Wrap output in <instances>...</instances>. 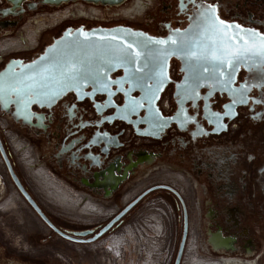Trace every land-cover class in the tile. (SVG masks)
Returning a JSON list of instances; mask_svg holds the SVG:
<instances>
[{
	"label": "flooded vegetation",
	"instance_id": "af4514ba",
	"mask_svg": "<svg viewBox=\"0 0 264 264\" xmlns=\"http://www.w3.org/2000/svg\"><path fill=\"white\" fill-rule=\"evenodd\" d=\"M207 2L217 6L220 19L264 34V0ZM72 3L75 9L50 16L45 8L51 7L41 0H25L19 8L0 0V74L37 59L70 29L125 27L167 39L175 29H188L196 14L191 0H183V6L181 0H125L117 7L83 0ZM39 13L43 17L33 18ZM79 18L90 25L64 23ZM48 33L50 39L45 38ZM206 66L207 72L199 64H184L172 56L165 72L166 85L151 103L148 91L135 90L127 96L116 85L111 86V95L87 87L79 98L77 92L69 91L52 105L33 104L27 119L24 113H17L15 104L5 107L0 103V227L17 213L13 207L17 195L49 231L34 243L51 244L59 239L89 246L101 241L97 245L116 240L118 235L109 236L157 197L154 192L163 189L172 198L168 201L172 226L177 225L172 243L177 244L182 227L179 243L172 251V264H264V62L249 60L235 69L231 87L247 84V100L219 120L212 113L225 111L223 106L231 102V93L211 78L215 74L212 65ZM123 77L119 70L110 80ZM197 78L199 83L193 91ZM123 90L128 91L129 85ZM127 98H135L143 107L130 111ZM157 108L164 117H175L163 122L162 129L154 126ZM180 109L194 119L182 124L183 114L177 115ZM2 127L8 131L9 143ZM24 156L77 197V206L82 208L79 218L105 219L75 224L60 216L29 184L19 165ZM167 161H172V166L164 165ZM162 166L169 169L151 170ZM149 171L153 174L145 179L144 172ZM140 185L145 187L135 191ZM136 200L107 233L95 240ZM160 201V207L167 209L165 200ZM86 205L90 207L84 209ZM156 211L153 209L152 216H158L164 226ZM18 216L24 224V218ZM32 228L27 231L37 232ZM29 242L0 231V264H58V259L64 264L70 260L53 249L52 257H48L21 245Z\"/></svg>",
	"mask_w": 264,
	"mask_h": 264
},
{
	"label": "snow or ice",
	"instance_id": "6c2138e0",
	"mask_svg": "<svg viewBox=\"0 0 264 264\" xmlns=\"http://www.w3.org/2000/svg\"><path fill=\"white\" fill-rule=\"evenodd\" d=\"M196 14L192 18L193 23L183 32L180 29L173 30V34L169 35L167 40L158 39L155 37H146L145 41L137 42V46L142 48L144 52L149 50L150 45H167L166 48L156 49L162 59L158 60L160 71L152 69L153 74H145L136 80V83L151 93L147 97L151 103L156 93L162 90V85L167 79L162 69L164 61L172 52L183 53L186 63L199 64L202 71H209L207 64H211L215 70V74L211 77L216 84L228 90L231 93V102L225 104L223 113L214 112L213 116L219 120L222 115H230L233 107L238 103H245L247 97V84L241 85L239 88H232L234 82V71L238 66L245 61L264 62V34L256 32L254 29H243L238 24H229L227 21L220 19L217 15V6L207 0H191ZM183 6V0H181ZM231 30V31H230ZM81 35H84L86 40L88 33L78 30ZM135 35L146 36L145 33H135ZM176 37L175 39L173 37ZM115 39V37H113ZM134 45L125 43V46L115 50L116 59L120 61V65H135L137 60L144 64V68L136 69V72L143 73L148 67L150 61L142 54L141 51L133 52ZM54 55L41 57L40 61H33L29 66L30 75H26L24 80L15 78V75L10 77L12 84L5 89L3 87L4 76L0 74V99L6 94L8 96L15 95V103L18 105V111L27 109L31 103H40L47 101L51 103L65 89L77 90V98L80 95V89L83 84L91 81L94 85L104 80L102 70L104 65L97 66L95 69L87 66L83 61L75 57L63 56L60 61H55V46H53ZM232 68L233 71L227 69ZM58 69V71H57ZM128 73V68H125ZM106 75V74H105ZM131 78H135V73L130 74ZM25 80L28 81L25 83ZM123 80V78H122ZM148 80L153 83L149 85ZM109 83L116 81L104 82L103 88H107ZM199 78L192 90L198 86ZM20 85H23L21 87ZM119 90L123 91L122 88ZM127 95V92H125ZM158 98V97H156ZM259 103L260 101H255ZM132 107L130 111H135L137 107H143V104L137 102L135 98L131 100ZM99 112V108H97ZM183 114V109H180L177 115ZM28 113L25 111L24 118H28ZM154 126L163 128L164 123L175 117H164L157 108L153 113ZM104 119H109L105 117ZM194 119L186 114H183L181 123H187ZM101 136H107V133H101Z\"/></svg>",
	"mask_w": 264,
	"mask_h": 264
},
{
	"label": "rangeland",
	"instance_id": "374dc122",
	"mask_svg": "<svg viewBox=\"0 0 264 264\" xmlns=\"http://www.w3.org/2000/svg\"><path fill=\"white\" fill-rule=\"evenodd\" d=\"M75 7H77L75 3H70V5L68 6L66 5L59 9L45 8V11L47 13L46 15L51 16L58 12L67 13L66 10L75 9ZM39 15L38 14L33 15V18L43 17V14L41 13H39ZM69 20L65 21L64 23L72 24L74 26H78L84 23L90 25L89 21H85L81 18L76 19L74 21H69ZM49 34L50 33L46 34L45 38L50 39L51 36ZM2 128H3L2 130L5 131L6 140L9 143L10 136L7 134L8 131L5 129V127ZM20 160H19L20 164L19 163L18 164L24 170L26 174V178L29 184L31 185V187L34 189L35 193L42 199L43 202H45L49 206H52L54 211L60 213V216H62L64 219L68 221H72L75 224H84V223L89 224L91 221L96 222L105 219L104 217L79 218L77 215L79 211H82L81 210L82 208L80 209L77 206L78 204L77 197L68 194L66 189H64L55 178H53L48 173H46L45 170H42L38 166H35V164L31 163V161L27 156L21 157ZM164 165L172 166V161H167L165 162ZM164 169H169V168H165V166H162L160 168L154 167L151 170H153L152 172L155 173L157 171L164 172ZM146 172H144L145 179L149 178V176L150 175L152 176L153 174L151 172L150 173L148 172L146 174ZM39 174L43 178H45L44 184L48 186L45 187L44 185L43 186L40 185L42 183L38 184L40 182V180H38L37 178ZM46 180L48 181L46 182ZM154 180H159V179H154ZM52 184L55 186L53 187ZM143 187L145 186L140 185L136 187L137 190L135 191H138ZM69 189L71 192H73L71 188ZM45 190H47L48 193L50 192L52 193L51 197L48 198L46 197L47 193L44 192ZM56 192H58L57 194H63V195L65 194L66 198H64L65 195L63 198L66 199V201L70 203L68 205L71 206L69 207L68 205L67 206L62 205L63 199L61 198L59 200V197L58 195H56ZM155 194L158 196L153 198L149 202V204L146 203L144 206L137 209L123 228H121L116 233H113L112 235L109 236L112 237L114 235H118L116 242H114V244L112 243V241H108V242L105 241L103 243H99L95 245L96 243L101 242L98 241L94 244L89 245L91 246V248L89 249L88 245L69 244L59 239L51 244L43 245L39 243L37 244L34 243L37 242L38 239L42 238L44 235L47 236L49 231L41 224V222L35 217V215L30 211V209L19 199L17 195H15L16 204L13 206L14 209H16L15 211L17 213L11 215L10 218H8L9 220L4 222L6 225L3 224L2 227H0V231L5 235H9L13 238H16L17 240L21 241L22 239L25 238L26 240L30 241L29 242L30 244L24 243L21 245H28L29 247H32L35 253H37L40 256L42 254H47L48 257H52L53 255L51 254L52 249L54 252L63 253L66 257L70 259V260H66L65 261L66 263L63 262L64 264H172V251L174 247L177 246L179 243L182 227L180 226L178 229L179 236H178L177 244H175L176 241L174 240L172 243V237L175 239V237L177 236L176 235L177 225L176 226L174 225V227L172 226V208L170 207V203H169L172 198L171 196H169L170 193L163 189L154 192L153 195ZM154 200L156 201L155 204L153 203ZM160 200H165V202L169 205L168 206L166 204L168 206L167 209L165 207H160V205L163 202ZM71 202L74 203V205ZM89 207H90L89 205H86L84 209ZM153 209L158 210L156 211V213H159V215L163 219L164 226L161 225L160 222H158L159 221L158 216L156 215L152 216ZM18 215H21L24 218V224L22 225L20 224L21 220L19 219L20 217ZM178 223H179L178 225H181L180 222ZM169 224H171V226ZM30 226L34 227L32 228V230H36L37 232L30 233L29 231H27V229H29ZM125 240L128 241L127 245L125 243ZM31 241L34 242L31 243ZM15 245L17 246L18 243H15ZM57 263L59 264L61 263V261L58 259Z\"/></svg>",
	"mask_w": 264,
	"mask_h": 264
},
{
	"label": "water",
	"instance_id": "95a60500",
	"mask_svg": "<svg viewBox=\"0 0 264 264\" xmlns=\"http://www.w3.org/2000/svg\"><path fill=\"white\" fill-rule=\"evenodd\" d=\"M25 0H7L8 3L12 4L14 8H19L22 6L23 2ZM80 0H41V2L49 6L51 8L59 9L62 8L69 3L76 2ZM89 3H95V4H102L104 6H110V7H117L122 5L125 0H83ZM82 29L83 32L88 33L87 40L84 35H81L78 30ZM231 31V30H230ZM135 33H142V32H137L133 31L130 28H125V27H115V28H92L90 30H86L84 28H78L75 30H67L63 33L61 37L56 39L51 45H49L44 53L40 55L37 59L33 61H40L41 57H48V56H53L54 55V49L53 46H55V57L54 60L51 61H60L63 56L67 57H75L76 59L83 61L87 66L95 69L97 66L104 65L105 67L102 70V75H104V80L101 81L100 83H96L95 85L89 81L88 83H85L82 85L81 89L79 90L80 93L83 92V90L87 87H92L96 92L100 93H107L111 95V86L116 85L119 88H124L126 84L129 85V90L128 91H121V92H127V96L135 90H139L144 92H147L148 90L145 88H141L137 83L136 80L139 79L141 76H144L145 74L151 75L153 74L152 69L155 68L156 71H160L158 67V60L162 59V57L159 56V53L156 52V49H162L166 48L167 45H150L149 50L147 52H144V50L140 47L137 46V42L140 41H145L146 37H150L148 35L146 36H139L135 35ZM115 37V39H113ZM174 39L176 38L175 36L173 37ZM160 39V38H158ZM167 40V39H163ZM125 43H132L134 45L133 47V52L136 51H141L144 56L147 57V61H150L149 65L147 68H145V71L143 73L141 72H136V69L139 68H144V64L141 63L139 60H137L135 65H120V61L116 59V51L120 47L125 46ZM172 56L178 57L184 64H186L185 58L183 53L179 52H172L169 54L166 58V61H164V66H163V73L167 71L168 68V63ZM33 61L28 62L26 64L19 63L15 66L9 67L4 73V83L3 87L7 89L11 84L12 80L10 77L15 75L16 79L19 80H24V77L26 75H30L31 72L29 71V66L32 65ZM125 68H128V73H126ZM123 71L124 72V77L123 80L120 79L116 81V83H109L108 87L105 89L102 87V84L104 82H111L110 80V75L116 71ZM58 71V69H57ZM135 73V78H131L130 74ZM106 74V75H105ZM148 80L147 83H149ZM28 81L25 80V83ZM166 85V79L162 85L163 87ZM23 87V85H20ZM69 91H75L77 90H69L65 89L63 92L60 93L51 103H48L47 101H43L40 103H31L28 105L27 109L18 111V105L15 103L16 97L15 95L8 96L7 94L0 99V103L7 107L8 104L13 103L16 106L17 113H25V111H29L31 106L33 104H38L39 106H47V105H52L54 104L57 100H59L64 94H66ZM162 91V90H161ZM159 91L158 94L161 92ZM14 97L15 99H12ZM127 103H131L130 99H126ZM125 111L127 108L124 109ZM159 127H156L158 129ZM162 129V128H161ZM139 200V199H138ZM136 200L133 202L130 206H128L125 210H123L116 218H114L101 232L99 235L95 237V240L99 239L102 237L105 233H107L114 223L118 221L122 216H124L132 207L133 205L138 201ZM32 204L34 202L30 199ZM184 248V242L182 243L181 250H180V255L183 252Z\"/></svg>",
	"mask_w": 264,
	"mask_h": 264
},
{
	"label": "bare ground",
	"instance_id": "6f19581e",
	"mask_svg": "<svg viewBox=\"0 0 264 264\" xmlns=\"http://www.w3.org/2000/svg\"><path fill=\"white\" fill-rule=\"evenodd\" d=\"M34 173H35V172H34ZM42 173H43V172H42ZM45 174H46V173H45ZM39 175H40V174H39ZM35 177H36V176H35ZM37 178H38V180H40V182L38 181V182H39L38 184L42 183V184H40V185H42V186L44 185L45 187L48 186V185L44 184V182H45V181H44L45 178H43L41 175L38 176ZM47 181H48V180H46V182H47ZM53 184H55V183H53ZM53 184H52V185H53ZM49 186H50V185H49ZM54 186H55V185H53V187H54ZM59 188H60V187H59ZM42 189H43V188H42ZM46 189H47V188H46ZM52 190H53V189H52ZM58 191H59V190H58ZM44 192L47 193V195H48V196L46 195L47 198H48V197H51V194H52L51 192L48 193L47 190H45ZM53 192H55V191H53ZM60 192H61V191H60ZM62 192H63V191H62ZM57 193H58V192H56V195H58L59 200H60L61 198L63 199V200H62V203H63L62 205L67 206L68 204H70V203H68V202L66 201V199H64V198H66V195H65V194H64V195H65V197H64L63 194H57ZM63 193H64V192H63ZM66 194H67V193H66ZM61 196H62V197H61ZM63 197H64V198H63ZM57 199H58V198H57ZM69 201H70V200H69ZM56 203H57V202H56ZM71 203H72V202H71ZM57 204H58V203H57ZM72 204L74 205V203H72ZM62 205H61V206H62ZM68 206L70 207L71 205H68ZM71 209H72V208H71ZM86 209H87V208H86ZM153 220H154V218H153ZM158 222H159V221H158ZM152 223H153V222H152ZM160 223H161V222H160ZM158 226H159V225H158ZM155 227H156V226H155ZM114 242H116V240L112 241L113 244H114ZM110 244H111V243H110Z\"/></svg>",
	"mask_w": 264,
	"mask_h": 264
}]
</instances>
